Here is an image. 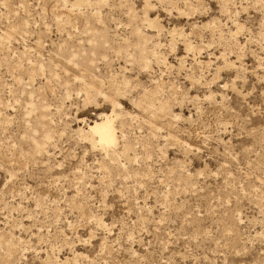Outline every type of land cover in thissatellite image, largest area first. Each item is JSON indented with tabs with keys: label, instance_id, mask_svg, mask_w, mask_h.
<instances>
[{
	"label": "rangeland",
	"instance_id": "374dc122",
	"mask_svg": "<svg viewBox=\"0 0 264 264\" xmlns=\"http://www.w3.org/2000/svg\"><path fill=\"white\" fill-rule=\"evenodd\" d=\"M0 264H264V0H0Z\"/></svg>",
	"mask_w": 264,
	"mask_h": 264
},
{
	"label": "bare ground",
	"instance_id": "6f19581e",
	"mask_svg": "<svg viewBox=\"0 0 264 264\" xmlns=\"http://www.w3.org/2000/svg\"><path fill=\"white\" fill-rule=\"evenodd\" d=\"M115 106L111 109V114H102V121L93 120L94 124L89 126L88 132L92 136H98L99 140L105 148L114 147L117 144V137L115 133L114 120L112 118L115 114Z\"/></svg>",
	"mask_w": 264,
	"mask_h": 264
}]
</instances>
